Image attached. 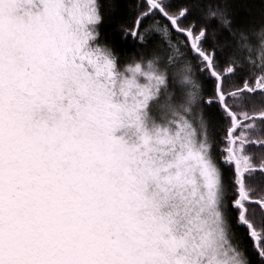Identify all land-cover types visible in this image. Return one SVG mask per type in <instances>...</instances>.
Segmentation results:
<instances>
[{
	"label": "snow or ice",
	"instance_id": "obj_1",
	"mask_svg": "<svg viewBox=\"0 0 264 264\" xmlns=\"http://www.w3.org/2000/svg\"><path fill=\"white\" fill-rule=\"evenodd\" d=\"M237 2L144 0L125 26L119 0H0V264H264V25L238 27ZM155 16L183 36L203 82L186 67L179 83L198 91L118 55L148 45ZM229 43L258 70L238 88Z\"/></svg>",
	"mask_w": 264,
	"mask_h": 264
},
{
	"label": "trees",
	"instance_id": "obj_2",
	"mask_svg": "<svg viewBox=\"0 0 264 264\" xmlns=\"http://www.w3.org/2000/svg\"><path fill=\"white\" fill-rule=\"evenodd\" d=\"M172 7V11L178 10L183 6H196L200 0H167ZM144 5V0H119V7L115 9H109L108 13L111 15L113 11L118 13L119 19L125 26H131L134 24L137 13L141 11V6ZM146 7V5H144ZM230 14L234 17L235 23L238 27L259 28L264 25V3L261 0H239L234 3L230 9ZM144 25L149 29L147 33L148 45L143 48L129 49L125 52L118 53L125 64L131 62L132 57H143L145 60L158 58L162 65H166L171 68L169 73L173 76L176 83L172 86V91L177 95L181 93L177 89H183V93L198 91V89L188 84H180L179 81L183 79V69L189 68L188 78L194 84H202L201 72L197 68V62L193 61L192 57L188 55V50L184 47V38L178 33H173L167 30V21L160 16H155L144 20ZM186 24L198 25L201 23V17L199 14L193 13L189 16ZM211 27L213 30H219V23L215 20L211 21ZM227 34L220 33L217 39H223ZM129 44L132 41L128 42ZM213 43V41H209ZM179 49V51H177ZM220 61L223 64L224 61H236L239 68L243 69L235 76L229 77V86L232 88L242 87V77L245 79L250 78L252 74L258 72L256 68H253L247 63V54L234 44L221 45L219 48ZM171 61V63H169ZM257 107H259V98L256 100ZM215 113V109H213ZM227 124L219 116L214 115L212 120V128L210 132L219 140L224 137L225 128ZM223 147V145H222ZM255 154H258V150L253 149ZM238 235L242 239L244 245L249 249L251 253L252 242L247 238V230L244 228L238 229Z\"/></svg>",
	"mask_w": 264,
	"mask_h": 264
}]
</instances>
